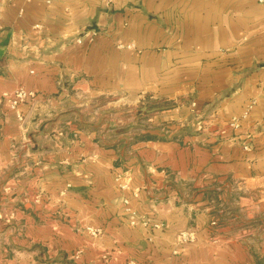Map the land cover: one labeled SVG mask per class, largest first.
<instances>
[{"label":"crops","instance_id":"obj_1","mask_svg":"<svg viewBox=\"0 0 264 264\" xmlns=\"http://www.w3.org/2000/svg\"><path fill=\"white\" fill-rule=\"evenodd\" d=\"M263 79L264 0H0V264L264 261ZM18 88L19 115L2 97ZM116 90L172 103L125 156L82 102ZM40 190L35 209L55 194L71 216L20 243L9 226L33 219L5 211ZM88 224L102 234L70 227Z\"/></svg>","mask_w":264,"mask_h":264},{"label":"rangeland","instance_id":"obj_2","mask_svg":"<svg viewBox=\"0 0 264 264\" xmlns=\"http://www.w3.org/2000/svg\"><path fill=\"white\" fill-rule=\"evenodd\" d=\"M19 91L25 92L22 93L24 94L22 97H17L16 93ZM33 96L34 93L22 88L15 89L11 92H3L2 94V97L6 99L9 108L15 110L17 115H19L18 105L27 101L28 99L30 100L31 98H33ZM14 98L17 99L15 104H13L12 102ZM189 100L191 107H196L194 101H192V99ZM82 102L83 106H91L90 114L85 115V117L87 119L92 118L93 130H96L97 139H101V136L104 137L103 140L110 141L114 139V143L118 144L117 148L120 151L124 152V156L129 155L131 153L132 148L130 145L133 144V142H135L136 140H138V137L141 134V132H139V129H143L147 124H151L156 121L157 118H155L154 116L157 115V113L162 108H167L172 104L170 101L164 98H159L151 95L128 96L126 93H122V91L120 90H116L110 93L93 95V98L90 99V101L88 98H85L83 96ZM140 106H143L144 108L141 109ZM107 124L109 131L106 132L105 127L107 126ZM20 164L21 163H18V165ZM52 185L53 184H51V186ZM120 187L125 191H130V195L134 196L135 198L138 197V188H132L130 187V185L123 182L120 183ZM41 200H43V198L42 191L40 190L33 195V198L32 200H30V202L34 206L36 204H39ZM45 202L47 203V201ZM50 203L51 207L55 208L54 210H44L40 208L35 209L34 206L33 209H31L30 207L28 211H5L4 215H6L8 218H13L17 215V218L22 219V217L26 216V212H28L30 214L28 216L33 219V225H28L21 220V223H18L16 226H9L12 233L18 236V241L20 243L24 242L23 240H21L22 238L20 237L24 233H27L28 235H34L35 237H40L45 231L48 230L50 231V233L53 234L57 233V230L60 228L61 225H63V223H67L64 222V218L70 217L71 214L65 209V204L61 203V200H57V195L55 194H51ZM125 213L128 214L131 224L134 223L133 220H135V222L146 223V219L144 218V216H142L143 213H141L138 209L134 210L131 208H126ZM211 222L212 226L217 225V223L220 222V217L218 215L213 216ZM70 227L73 229V231L79 232L82 235L85 234L91 236L92 238L99 237L100 234H102L103 230L101 227L93 226L90 224L80 226L74 225ZM185 231H192L194 234L191 237H183L181 233ZM195 233L196 232L194 230L187 229L177 232L175 238L177 243L182 245L184 243H189L195 240ZM33 250L35 252L41 251L42 244L35 245ZM34 260L37 261V259ZM53 261L56 260H49V262ZM257 262V264H264V261H261L260 259H258ZM130 264H135V261L130 262Z\"/></svg>","mask_w":264,"mask_h":264},{"label":"built area","instance_id":"obj_3","mask_svg":"<svg viewBox=\"0 0 264 264\" xmlns=\"http://www.w3.org/2000/svg\"><path fill=\"white\" fill-rule=\"evenodd\" d=\"M258 1H263V0H258ZM38 25H36V27H37ZM83 36H86L85 34L84 35H80V36H78V37H76L75 39H74V41L76 42V43H80L81 42V39H82V37ZM92 36V34H90V36L89 37H91ZM261 84H262V86L264 87V79L262 80V82H261ZM22 93H25V92H23V91H19V92H17L16 94H17V97H22L24 94H22ZM16 101H17V99L16 98H14L13 99V104H15L16 103ZM192 105H193V103H192ZM230 126H232L233 128H236L237 127V123L236 122H231L230 123ZM193 232L192 231H185V232H182L181 233V235L183 236V237H185V236H189V237H191V236H193Z\"/></svg>","mask_w":264,"mask_h":264},{"label":"trees","instance_id":"obj_4","mask_svg":"<svg viewBox=\"0 0 264 264\" xmlns=\"http://www.w3.org/2000/svg\"><path fill=\"white\" fill-rule=\"evenodd\" d=\"M141 137H149V138H152V136H150V135H145V136H141ZM138 138H140V136Z\"/></svg>","mask_w":264,"mask_h":264}]
</instances>
